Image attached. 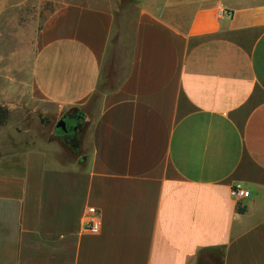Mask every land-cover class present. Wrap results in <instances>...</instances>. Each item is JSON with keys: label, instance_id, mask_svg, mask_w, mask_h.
I'll use <instances>...</instances> for the list:
<instances>
[{"label": "crops", "instance_id": "1", "mask_svg": "<svg viewBox=\"0 0 264 264\" xmlns=\"http://www.w3.org/2000/svg\"><path fill=\"white\" fill-rule=\"evenodd\" d=\"M190 6L186 29L141 11L127 73L98 100L115 11L47 20L32 98L85 120L78 153L55 132L0 156V264H264V0Z\"/></svg>", "mask_w": 264, "mask_h": 264}, {"label": "rangeland", "instance_id": "2", "mask_svg": "<svg viewBox=\"0 0 264 264\" xmlns=\"http://www.w3.org/2000/svg\"><path fill=\"white\" fill-rule=\"evenodd\" d=\"M196 0H0V105L10 120L0 127V156L10 143H36L56 132L59 116L53 106L31 95L32 67L37 41L47 20L62 6L77 4L115 11V29L101 83L111 89L125 77L133 37L141 11H154L173 25L186 29ZM98 91L94 100L101 96ZM45 108L49 113H45Z\"/></svg>", "mask_w": 264, "mask_h": 264}, {"label": "trees", "instance_id": "3", "mask_svg": "<svg viewBox=\"0 0 264 264\" xmlns=\"http://www.w3.org/2000/svg\"><path fill=\"white\" fill-rule=\"evenodd\" d=\"M111 89H107L106 85L100 84L98 91L100 93H105L107 91L116 89L110 84ZM11 112L10 110L0 105V127L6 126L10 120ZM65 121H66V128L67 132L62 131L61 129H56V136L61 138L65 145H71L75 149V152L78 153L79 148L76 143V131L79 128L80 125L83 124L85 120V114L82 110H70L69 112L65 113L63 115ZM240 213H243L244 210L242 208H239Z\"/></svg>", "mask_w": 264, "mask_h": 264}, {"label": "built area", "instance_id": "4", "mask_svg": "<svg viewBox=\"0 0 264 264\" xmlns=\"http://www.w3.org/2000/svg\"><path fill=\"white\" fill-rule=\"evenodd\" d=\"M231 196L240 202L250 197V192L240 183H236L231 188ZM84 228L90 233H98L101 230L100 216L97 210L89 209L84 217Z\"/></svg>", "mask_w": 264, "mask_h": 264}, {"label": "water", "instance_id": "5", "mask_svg": "<svg viewBox=\"0 0 264 264\" xmlns=\"http://www.w3.org/2000/svg\"><path fill=\"white\" fill-rule=\"evenodd\" d=\"M56 128L57 129H61L64 132H67V128H66V121L64 119V117H62L58 123L56 124Z\"/></svg>", "mask_w": 264, "mask_h": 264}, {"label": "flooded vegetation", "instance_id": "6", "mask_svg": "<svg viewBox=\"0 0 264 264\" xmlns=\"http://www.w3.org/2000/svg\"><path fill=\"white\" fill-rule=\"evenodd\" d=\"M62 117H63V116H62ZM62 117H61V118H62ZM61 118H60V119H61Z\"/></svg>", "mask_w": 264, "mask_h": 264}]
</instances>
